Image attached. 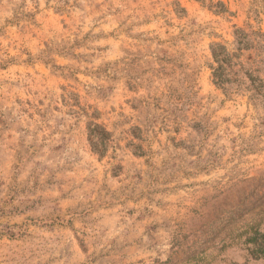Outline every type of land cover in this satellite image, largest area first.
<instances>
[{"label":"rangeland","instance_id":"rangeland-1","mask_svg":"<svg viewBox=\"0 0 264 264\" xmlns=\"http://www.w3.org/2000/svg\"><path fill=\"white\" fill-rule=\"evenodd\" d=\"M238 29L264 0H0V264H264V89L212 74Z\"/></svg>","mask_w":264,"mask_h":264},{"label":"trees","instance_id":"trees-1","mask_svg":"<svg viewBox=\"0 0 264 264\" xmlns=\"http://www.w3.org/2000/svg\"><path fill=\"white\" fill-rule=\"evenodd\" d=\"M234 34V48L232 51L217 43L211 46V55L216 63L212 72L214 83L222 88L229 87L236 84L238 76L241 74V76L247 78L249 85L255 91V95L260 96L262 89H264V80L259 74L264 64V56L262 57L260 53L264 49V32L248 33L238 29ZM245 51L252 52H248L247 57L249 59L252 56L253 67L245 65L247 64L246 61H241ZM91 136L92 138L95 137L93 134Z\"/></svg>","mask_w":264,"mask_h":264}]
</instances>
